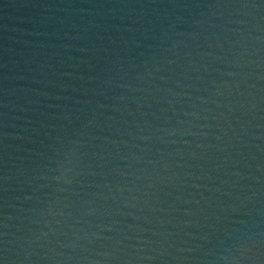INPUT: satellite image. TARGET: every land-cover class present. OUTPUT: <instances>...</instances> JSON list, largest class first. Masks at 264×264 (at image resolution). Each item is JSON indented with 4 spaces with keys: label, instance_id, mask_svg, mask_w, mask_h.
Masks as SVG:
<instances>
[{
    "label": "water",
    "instance_id": "water-1",
    "mask_svg": "<svg viewBox=\"0 0 264 264\" xmlns=\"http://www.w3.org/2000/svg\"><path fill=\"white\" fill-rule=\"evenodd\" d=\"M0 264H264V0H0Z\"/></svg>",
    "mask_w": 264,
    "mask_h": 264
}]
</instances>
